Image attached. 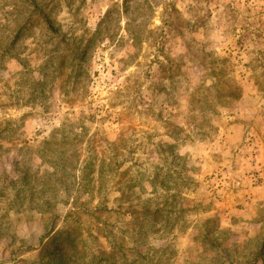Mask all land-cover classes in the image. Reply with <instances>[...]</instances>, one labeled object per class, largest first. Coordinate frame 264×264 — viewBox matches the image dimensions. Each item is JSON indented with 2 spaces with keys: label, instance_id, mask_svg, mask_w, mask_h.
I'll use <instances>...</instances> for the list:
<instances>
[{
  "label": "rangeland",
  "instance_id": "1",
  "mask_svg": "<svg viewBox=\"0 0 264 264\" xmlns=\"http://www.w3.org/2000/svg\"><path fill=\"white\" fill-rule=\"evenodd\" d=\"M48 14L0 59V264L74 229L80 264H264V0Z\"/></svg>",
  "mask_w": 264,
  "mask_h": 264
},
{
  "label": "trees",
  "instance_id": "2",
  "mask_svg": "<svg viewBox=\"0 0 264 264\" xmlns=\"http://www.w3.org/2000/svg\"><path fill=\"white\" fill-rule=\"evenodd\" d=\"M53 1V0H51ZM50 0H0V59L11 58L12 50L22 41L33 39L35 29L43 27L44 31L57 35L58 29L55 28L50 19ZM6 189V188H5ZM1 196V193H0ZM103 210V209H102ZM106 210V209H105ZM152 219H158V210L151 209L149 206H142L139 210L133 211ZM132 212V213H133ZM79 236V237H78ZM82 243V231L63 230L53 237L50 253L42 251L40 257L48 255L51 262L46 264H80L81 257L78 251V244L75 238ZM264 253V246L260 250V256ZM121 254V255H120ZM99 259L103 263L117 264L116 262L125 259V255L116 252V246L100 250Z\"/></svg>",
  "mask_w": 264,
  "mask_h": 264
}]
</instances>
